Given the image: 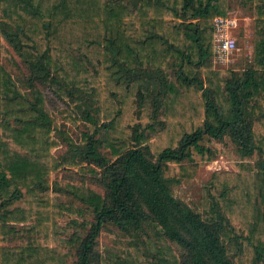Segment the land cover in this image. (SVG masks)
Returning a JSON list of instances; mask_svg holds the SVG:
<instances>
[{
	"label": "trees",
	"instance_id": "16d2710c",
	"mask_svg": "<svg viewBox=\"0 0 264 264\" xmlns=\"http://www.w3.org/2000/svg\"><path fill=\"white\" fill-rule=\"evenodd\" d=\"M243 1L252 55L232 71L213 61L229 0H0V50L21 62L16 74L0 60V264H264V0ZM53 99L68 105L65 124H86L79 141ZM55 132L68 144L59 156ZM206 139L252 161L213 171L199 213L174 201L170 163L212 161ZM72 167L75 200L60 202L53 175ZM82 205L92 220H71L87 233L60 236L57 219ZM107 225L133 240L123 257L96 250Z\"/></svg>",
	"mask_w": 264,
	"mask_h": 264
},
{
	"label": "rangeland",
	"instance_id": "374dc122",
	"mask_svg": "<svg viewBox=\"0 0 264 264\" xmlns=\"http://www.w3.org/2000/svg\"><path fill=\"white\" fill-rule=\"evenodd\" d=\"M128 2V0H125ZM129 4L130 7H133ZM230 9L228 14L238 18L239 28L233 33V36L237 39V51L233 54L231 61L222 67H216L218 69H229L232 71H241L247 66H249L252 55V35H253V7L254 4L250 2H244L243 0H229ZM5 43V42H4ZM6 51L0 50V60L7 65L9 69H12L16 74L18 73L17 67H20V60L18 57L14 56L9 50L8 45L5 43ZM172 75V69L169 70ZM51 109V113L55 115L58 119V123L61 125V130L66 131L69 138L73 141H79L82 131L87 130L86 124L79 122L77 125L65 124L64 118L61 113L64 107H68L65 102L53 99L47 102ZM160 119L158 118L156 122L153 123V127L158 130L160 125ZM148 134V133H147ZM55 136L58 141V148L53 150L54 154L61 155L66 152L68 144L64 137L59 133L55 132ZM203 144H205L212 151L213 160L209 162H203L201 156L194 153V159L191 161L184 160L179 164L171 165V172L175 177H180L179 183H174L171 186L172 196L175 202L183 204L195 212L202 213L203 209L200 206V197L203 187L211 178L213 171H238L241 168L242 162L252 161L249 159L241 160V157L236 153L233 143L226 139V141H217L216 139H206ZM102 152L107 154L108 152L102 149ZM249 163V162H248ZM77 168L72 167L70 169H60L57 173L53 175L55 179L62 185L60 195L57 200L60 202H74V197L72 194L66 190L65 183H79L80 176L78 174ZM185 172V176L183 173ZM89 187L95 188L96 190L102 192L103 189L98 184L87 179ZM84 212L81 215L69 216L64 215L57 219V223L60 226V236L68 238L72 234L77 233L83 236L88 231V224H83V227L73 224L72 218H76L79 222L86 219L91 221L93 214L92 211L87 206H83ZM221 213H223L221 209ZM87 225V226H84ZM17 229H24L23 226H15ZM19 236V237H18ZM12 239L11 243L16 244L21 240L20 235ZM26 235H24L25 237ZM141 236V235H140ZM140 250H137L145 255L153 257L155 255L154 250L149 249L143 243V239L139 238ZM133 240L125 237L121 232L112 227L111 225L105 226L98 239L96 250L104 257H108L109 252H114L117 256L123 257V255L128 251ZM74 249V248H73ZM179 252V249H177ZM75 257H70L67 261L72 264Z\"/></svg>",
	"mask_w": 264,
	"mask_h": 264
},
{
	"label": "built area",
	"instance_id": "2783aa9c",
	"mask_svg": "<svg viewBox=\"0 0 264 264\" xmlns=\"http://www.w3.org/2000/svg\"><path fill=\"white\" fill-rule=\"evenodd\" d=\"M238 21L230 14L213 19V61L219 66L227 65L237 51V39L233 33L239 28Z\"/></svg>",
	"mask_w": 264,
	"mask_h": 264
}]
</instances>
